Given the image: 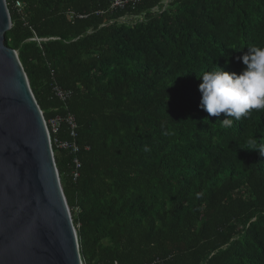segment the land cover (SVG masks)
I'll list each match as a JSON object with an SVG mask.
<instances>
[{
	"label": "trees",
	"instance_id": "trees-1",
	"mask_svg": "<svg viewBox=\"0 0 264 264\" xmlns=\"http://www.w3.org/2000/svg\"><path fill=\"white\" fill-rule=\"evenodd\" d=\"M6 4L4 43L45 122L69 113L78 126L76 155L51 148L81 260L264 264V156L249 149L264 145V110L224 127L198 90L264 46V0ZM52 139L69 141L66 127Z\"/></svg>",
	"mask_w": 264,
	"mask_h": 264
},
{
	"label": "water",
	"instance_id": "water-1",
	"mask_svg": "<svg viewBox=\"0 0 264 264\" xmlns=\"http://www.w3.org/2000/svg\"><path fill=\"white\" fill-rule=\"evenodd\" d=\"M10 28L0 0V264H80L43 114L4 43Z\"/></svg>",
	"mask_w": 264,
	"mask_h": 264
},
{
	"label": "clouds",
	"instance_id": "clouds-1",
	"mask_svg": "<svg viewBox=\"0 0 264 264\" xmlns=\"http://www.w3.org/2000/svg\"><path fill=\"white\" fill-rule=\"evenodd\" d=\"M136 22L140 23L141 19ZM240 59L246 67L239 74L219 67V70L205 72L198 86L202 94L200 107L209 116L223 113L224 127H231L234 120L249 117L253 110H264V46L248 48ZM249 143V149L264 156V145L256 140Z\"/></svg>",
	"mask_w": 264,
	"mask_h": 264
},
{
	"label": "built area",
	"instance_id": "built-area-1",
	"mask_svg": "<svg viewBox=\"0 0 264 264\" xmlns=\"http://www.w3.org/2000/svg\"><path fill=\"white\" fill-rule=\"evenodd\" d=\"M5 4H6V0ZM138 0H108L109 3V9L111 11H116V10H121L124 9L126 6L131 5L134 6L135 3H137ZM7 6V4H6ZM13 8L14 10L19 14L20 9H21V4L19 2H14L13 3ZM37 45H39L40 40L34 38L32 39ZM46 41V40H45ZM51 93L53 96L60 102H65L66 99L69 97V92H63L61 89L58 87H53ZM64 125L66 127L67 133H68V138L69 141L66 142H59L56 139L51 140V136H55L58 134L60 127ZM45 127L47 130L48 138H49V143L50 146L52 144L55 146V148L62 150V151H67L72 155H76L78 152V148L76 146V138H77V124L75 122L74 117L66 113L63 116L55 117L47 122H45ZM72 179L75 180L78 177V171L80 170V163L76 157L73 158L72 160ZM80 264H86L83 262L80 258Z\"/></svg>",
	"mask_w": 264,
	"mask_h": 264
},
{
	"label": "rangeland",
	"instance_id": "rangeland-1",
	"mask_svg": "<svg viewBox=\"0 0 264 264\" xmlns=\"http://www.w3.org/2000/svg\"><path fill=\"white\" fill-rule=\"evenodd\" d=\"M76 232V231H75Z\"/></svg>",
	"mask_w": 264,
	"mask_h": 264
}]
</instances>
